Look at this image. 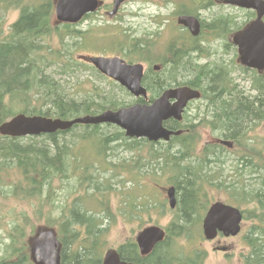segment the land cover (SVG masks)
Instances as JSON below:
<instances>
[{
	"label": "trees",
	"instance_id": "16d2710c",
	"mask_svg": "<svg viewBox=\"0 0 264 264\" xmlns=\"http://www.w3.org/2000/svg\"><path fill=\"white\" fill-rule=\"evenodd\" d=\"M53 1L0 0L2 9L18 10V17L6 31L0 16V124L17 112L68 119L105 109L114 110L136 101L144 102L140 98L119 101L111 93H100L94 85L80 100L65 95L58 81L45 70L55 66L64 73L85 66L75 55L79 49L85 48L84 41L91 37L92 31L74 28L78 24H53ZM187 1H179V8L184 13L194 14L207 9L212 2ZM212 22L218 24L214 27L218 28V35L239 29L246 23H236L226 14L215 15ZM201 24L203 32L205 17ZM155 27L142 38L130 36V39L124 29H120L124 33L122 37L117 30L118 39H122L117 49L129 62L142 60L148 64L142 78L149 93L148 101L164 89L177 85L203 89L204 95L211 97L212 106H209L208 118L205 119L207 112L203 111L201 124H192L191 117L184 113L182 121L169 123L173 129H182V133L171 136L166 142L130 139L111 124H74L67 130L37 136L0 135V199L28 201L36 222L43 220L44 226L56 230L62 246L60 264H100L107 246L108 228L115 218L121 216L124 220H133L153 209L163 213L170 211L172 219L167 228L168 237L146 256L139 254L134 239H127L118 245L120 258L136 264H177V248L187 254L184 260L180 252L179 264H201L200 253L185 251L177 239L192 235V227L199 224L196 222L198 214L209 204L207 192L210 188L226 190L236 199L245 196L249 201H256L259 214L255 217L264 227V203L258 196V191L264 192V175L260 173L259 181L252 185L253 178L242 179L238 173L239 164L234 162L233 172L229 174L235 180L225 183L221 169H218L221 158L210 156L214 149L208 145L200 149L203 154L198 155L197 147L201 128H212L216 136L233 140V151L264 153V146L256 144L260 146L256 150L248 136V130L264 121V70L259 74L253 70L252 77L247 75L256 95H241L240 90H232V80L225 75L230 72V66L224 65L220 75L219 71L198 63L204 49L197 40L201 36L192 37L180 29L169 39L167 53L161 54L156 40L160 39L158 33L163 28L160 24ZM153 64H159L160 69L153 70ZM88 68L93 67L89 65ZM117 88L128 94L121 87ZM223 88L227 93L221 92ZM110 127L114 131H106ZM114 142L130 151L132 164H128L129 160L114 164L107 161L111 154L108 149H113L108 145ZM260 158L264 161V154H260ZM198 159L203 161V166L194 164ZM123 170L129 171L132 187L129 186L127 191H116L112 180L117 175L111 171L120 173ZM143 176H152L153 182L159 176L163 182L175 186L174 209L167 208L165 202L156 199L153 193L149 197L147 191L150 190H144ZM62 190H65L66 197L60 194ZM112 193L115 194L113 209ZM70 196L72 200L69 201ZM137 196L140 199L136 200ZM5 216L7 219L3 221ZM29 227L32 229L29 234H32L35 229L33 217L24 210L0 215V228L5 233L0 242V264H32L24 241ZM255 237L251 243L249 238V244L254 250H260L259 247L264 245L261 244L262 238ZM253 241L260 243L254 245ZM258 250L256 254L252 251L251 255L259 261L254 263L251 260L250 264H264V249Z\"/></svg>",
	"mask_w": 264,
	"mask_h": 264
},
{
	"label": "rangeland",
	"instance_id": "374dc122",
	"mask_svg": "<svg viewBox=\"0 0 264 264\" xmlns=\"http://www.w3.org/2000/svg\"><path fill=\"white\" fill-rule=\"evenodd\" d=\"M113 0H102V3L104 4L102 8H100L97 12H95L92 16H88L86 19L78 23V25L74 26L76 29L81 30H89L91 32V37H86V40L84 41V49H79L77 54L75 55L76 59L82 63H85V66H79L78 68L74 67L71 69L66 70L64 73L60 72L58 68L55 66L48 67L45 71L50 74L53 78H55L59 85L61 86V90L67 95L68 98H73L74 100H80L84 96L88 94L89 88L94 85L98 88L100 93H111L114 96V99H117L119 101L121 100H128L131 98L129 97V94H125L123 91H121L119 88H117L114 83L106 80V78H101L97 74L94 68L91 70L88 68L89 65L87 61V56L90 55H118L121 56L120 51L117 49V47H120V42L122 39L119 38V31L120 29H124L125 34H127L128 38L131 37L135 38H142L144 36L143 34L150 32L151 30L156 29V25L159 23L163 29H160V33H158V37L160 39L157 41V48L158 51L162 53H167V45L169 42V39L173 35H177L179 33L180 28L176 25L175 17L176 14L174 13L178 6L179 0H125L122 5L120 6L118 13L114 17L107 16L106 12L111 8ZM181 5V4H180ZM229 11L225 8L220 7H212L210 10H201L200 12L205 15V18H209L212 15L216 14H224L225 12ZM234 10L231 13H235ZM0 16L4 20V26L3 29L6 31L8 30L9 25L15 21V19L18 17V11L13 9H2L0 7ZM210 20V19H209ZM53 23H56L55 18L52 19ZM119 26L118 28L115 27ZM95 27V28H94ZM117 29L119 31H117ZM95 30V31H93ZM234 30L224 33L223 35H218V30H216L215 35L221 37V38H227L228 35L233 32ZM121 37L124 35L123 32L120 31ZM91 38V39H90ZM211 38V37H209ZM208 39V36H207ZM124 41V40H123ZM131 41V40H130ZM201 43L206 44L207 41H202V38H200ZM223 39H215L213 42L215 45L220 49L223 45ZM229 48V47H228ZM81 54V55H79ZM233 50L228 49V52L226 53V58H232ZM135 62H141L146 70L148 69V64L142 60H134ZM88 66V67H87ZM239 69V73L235 71L233 73L236 82H238L240 85L239 87L243 89L244 91H249V93L253 96L256 95V91L252 89L250 86L251 80L249 79L250 72H241L242 70L240 67H237L236 70ZM249 77H248V76ZM114 126V125H113ZM106 131H114V128L110 127L107 128ZM208 128H201L200 131V139L199 144L197 145L198 149L200 146H203L209 142H212L214 139L210 135ZM248 136L251 137L249 141H252L253 144H255L256 150L259 149L260 146H264V121L258 123L255 125L254 128L251 130H248ZM216 137V136H213ZM260 141V142H258ZM248 143V142H247ZM251 143V142H250ZM260 145L259 147L256 145ZM109 147H113V149H108L109 158L107 161H109L111 164L114 163H120V160H129L128 164H132L133 160L130 159L131 153L130 151L124 149L122 146H118L117 143H110L108 145ZM220 150H217L219 152ZM245 152L243 150H237L235 152L229 151L227 152L228 155L233 156V160L237 159L240 153ZM262 153V151H259ZM221 153H217L216 155L221 158ZM215 156V154H214ZM200 159L194 162V164H199L201 166L204 165L203 161L200 162ZM223 160V159H222ZM224 165L222 163L219 164L220 173L222 174V179H225V183H230L232 180H235V178L232 176V174H229L227 172V164L223 160ZM225 169H224V168ZM144 168V165L143 167ZM121 171L120 173H117L115 171H111L112 174H116L117 177L112 180V182L115 183V189L116 191L122 190L127 191L126 189L131 186V181L129 182L130 176H128L130 173L127 170ZM124 172V173H123ZM230 176V177H229ZM253 181L251 184L253 185L256 182V178L252 177ZM143 185L144 190H150L147 191V194L152 195L154 194V197L156 199L164 201L165 205L167 206V196L165 194V191L163 187H167L170 184L167 182H163L162 179L159 178L156 180V182H153L152 176H143ZM121 180V181H120ZM123 184V185H122ZM122 185V186H121ZM132 187V186H131ZM114 191V193H116ZM252 192V190H250ZM114 193L111 195V200L114 197ZM60 194L62 197H66L65 190L60 191ZM208 200L211 202L213 200L219 199V200H234L231 196H228L225 193V190H217L215 188H210L207 192ZM109 197V193H108ZM246 198V199H244ZM136 200L140 199L138 196L135 198ZM244 201H247L249 197H243L240 198ZM69 201L72 200V196L69 197ZM115 200H112L111 208L113 209L115 207L114 204ZM151 202V200H150ZM242 209L249 210L252 207H254V204L252 203H245V202H238ZM29 202L25 200H9L4 201L0 199V215L2 213H5L7 211L16 212L18 213L21 210L26 211L30 214V216L33 217L34 221V232L32 234H29L32 230L31 227L26 229V235L24 238V241L29 244L30 239H32L36 233L40 230L46 229L44 226L43 220L39 223L36 222L34 215L30 213ZM168 208V207H167ZM117 210V209H116ZM149 212V213H148ZM147 213H143L141 217H134L133 220H124L121 216H117L115 218V222L111 223L108 228V233L106 236V247L104 250L108 248H117L120 243L127 239H134L138 232L142 230L148 225H159V226H165L171 219V213L170 211L166 210L164 213L159 211L158 209H153L148 211ZM202 213H199L197 216L196 222L199 223L198 227H195V232L192 234V239H195L197 236L201 238V243L198 242L196 246H192L194 248H198L201 252L205 251V257L206 261L204 264H241L239 260L240 252L243 250L244 247H250L245 239L249 241L248 234L245 233V237L243 236H237L230 241L223 242L225 245L227 244H233L235 248L231 249V253L228 257H225L224 253L221 251L213 250L214 246H221L223 243L221 241L218 243V238H215L213 241H205L202 237V229H201V220L199 221ZM256 215H254L255 217ZM202 218V217H201ZM256 218V217H255ZM7 217H3V221H5ZM106 222V221H105ZM256 223L255 219L251 217V220H249L246 225L250 227V225H254ZM248 231V228H247ZM198 233V234H197ZM29 234V235H28ZM4 230L0 228V242L4 238ZM252 238V237H251ZM26 239V240H25ZM181 243H185L188 241V238L180 237L179 238ZM178 242V241H177ZM195 243V242H194ZM261 244H264V238L261 241ZM264 246V245H262ZM0 243V248H1ZM27 249V248H26ZM251 249V247H250ZM183 255V251L179 249H175V253ZM0 255H2V251H0ZM13 259V258H12Z\"/></svg>",
	"mask_w": 264,
	"mask_h": 264
},
{
	"label": "water",
	"instance_id": "95a60500",
	"mask_svg": "<svg viewBox=\"0 0 264 264\" xmlns=\"http://www.w3.org/2000/svg\"><path fill=\"white\" fill-rule=\"evenodd\" d=\"M256 11V18L241 31L236 32L233 43L237 45L239 61L245 66L258 71L264 70V23L260 20L264 14V0H220ZM122 0H114L113 15ZM100 5L99 0H55V17L59 22H77L85 13L94 11ZM177 23L186 27L192 35L199 33V21L193 15L181 14ZM89 61L101 73L111 77L134 97L147 98V90L142 85L143 65L126 63L118 57L90 56ZM159 69L158 65L153 66ZM199 93L187 86L170 87L149 103L123 106L118 109H105L97 114H86L72 119L50 118L41 115L18 113L0 124V134L11 137L39 135L57 130H67L74 124H112L122 129L127 137L145 138L149 141L169 140L172 135H179L180 130L165 126L170 119H181L186 103L198 97ZM231 147L232 142L222 141ZM169 205L174 207V187L167 190ZM241 213L237 208L220 201L212 203L203 220V234L212 239L217 232L223 235H235L240 229ZM163 238V231L158 226L144 228L136 237L141 254H146L152 246ZM30 258L34 264H60V244L52 229L40 230L29 243ZM224 249V248H222ZM101 264H134L121 260L116 250L110 249L104 254Z\"/></svg>",
	"mask_w": 264,
	"mask_h": 264
},
{
	"label": "flooded vegetation",
	"instance_id": "af4514ba",
	"mask_svg": "<svg viewBox=\"0 0 264 264\" xmlns=\"http://www.w3.org/2000/svg\"><path fill=\"white\" fill-rule=\"evenodd\" d=\"M221 7V8H225L228 9L229 11L225 12L224 14L231 16L232 20L235 21L236 23H248L250 22L254 17H255V12L251 9H245L243 7L240 6H236V5H231V4H222L219 3L217 0H212L211 5L209 7H207L208 10H210L212 7ZM236 11L235 13H231L233 11ZM217 15V14H216ZM253 15V16H252ZM215 15L210 16L209 18H205V26H206V35L205 37H211V38H202V41H207L206 44L201 43L200 39H199V44L202 46H204L203 49V55H201V57L199 58L198 63L199 64H205L208 67H210L212 70H215L216 72H220V75L223 74L224 71V65L230 66V72L229 73H225V75L227 77H230V79L232 80V84L234 85L232 87L233 91L236 90H240V94L241 95H251L249 93V91H244L243 89H241L239 87V83L236 82L235 77L233 75V73H235V71H237V73H239V69L236 70L237 68V47L235 45H233L231 43V40L227 37V38H221L217 35H215V32L218 28L214 29V27H218V24L215 22H212V17H214ZM210 19V20H209ZM215 39H223V45L222 47L219 49L215 43L213 42ZM197 40L194 41V45L196 46ZM229 47V48H228ZM228 49H232L233 50V55L232 58H226L225 55L228 52ZM205 51V52H204ZM231 63H233V65H231ZM244 69V67H243ZM242 69V70H243ZM239 70V71H238ZM243 72V71H241ZM195 90H197L199 92V95L197 98L195 99H191L188 103H187V108L184 109L183 113H187L189 115V117H191V123L192 124H201L203 122V111H206V116L205 119L208 118L209 114L211 112H209V110H211L212 106V99L211 97L204 95V90L203 89H199V88H193ZM226 88H223V91L221 92H226L225 91ZM222 93V94H223ZM227 93V92H226ZM202 106H206V107H202ZM210 121V120H209ZM209 132L211 133V137L214 139L212 142H209L208 144H205L204 146L208 145L209 147L213 148V152H211L210 156L214 155L216 156L217 153H221V163L224 165L223 160L226 162L227 164V172L231 173L233 172V167L235 165L234 162H238V173L241 176L242 179H247L249 177V175H251V177L256 178L257 182L259 181L260 178V173H262L264 175V161L261 160L260 158V152H242L239 154V156L237 157V159L233 160L232 158H230V155L227 154V152H229L223 145H221L220 140H222L223 138L216 136V134H213V129L212 128H208ZM216 136V137H213ZM203 146V148H204ZM217 150H220L219 152H217ZM201 153V152H199ZM203 154V153H202ZM209 154V153H207ZM253 156V158H250V156ZM223 159V160H222ZM224 168V167H223ZM225 169V168H224ZM258 196L261 200H263L264 203V192L260 193V191H258ZM229 204H233L232 202H227ZM252 204H254V207H252L251 209H249L248 211L245 209H242L241 207H239L241 209L242 212V222H241V229L240 232L238 233V235L236 236H229L226 237L225 239H223V242L226 241H230L231 239L237 237V236H244L245 237V233L248 234V237H250V243L252 242V239L257 238L255 236L258 235V237L260 238H264V227H261L259 225V222L257 221V219L254 217V215L257 214V211L259 210L258 204L256 201H252ZM234 205V204H233ZM251 217H253L256 221V223L254 225H250L247 226L246 223L251 220ZM260 226V227H259ZM258 227V228H255ZM248 228V231H247ZM252 237V238H251ZM246 243L249 245V241H247L245 239ZM172 243V241H171ZM254 245H258V241L255 242L253 241ZM174 246V245H173ZM227 248L229 249V251L233 248H235V246L233 244H228ZM154 249V248H153ZM152 249V251H153ZM260 250L256 249L254 250V248L250 247H244L243 250L240 252V256H239V260L241 262V264H250L251 260L254 263H257L259 260L258 259H254V255H251L252 251H254L256 254L257 250L258 251H262L261 249H264L262 246L259 247ZM151 251V252H152ZM195 251H199L198 248H193L190 250V252L192 254H194ZM225 252V257H228L230 252ZM150 252V253H151ZM149 253V254H150ZM184 256V260L186 257V253L183 252ZM175 260L177 261V264L180 263V257L179 254H175ZM264 258V255H263ZM206 261V257L204 259L205 263Z\"/></svg>",
	"mask_w": 264,
	"mask_h": 264
},
{
	"label": "bare ground",
	"instance_id": "6f19581e",
	"mask_svg": "<svg viewBox=\"0 0 264 264\" xmlns=\"http://www.w3.org/2000/svg\"><path fill=\"white\" fill-rule=\"evenodd\" d=\"M155 226V225H154Z\"/></svg>",
	"mask_w": 264,
	"mask_h": 264
}]
</instances>
